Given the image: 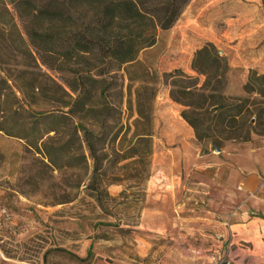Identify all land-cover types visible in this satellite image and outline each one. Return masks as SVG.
<instances>
[{
    "label": "rangeland",
    "instance_id": "374dc122",
    "mask_svg": "<svg viewBox=\"0 0 264 264\" xmlns=\"http://www.w3.org/2000/svg\"><path fill=\"white\" fill-rule=\"evenodd\" d=\"M27 28L0 0V264H264V98L249 97L250 141L221 149V125L198 109L213 95L245 99L251 72L264 76L263 0H193L116 78L78 76L85 94L44 65ZM181 85L192 95L177 103ZM176 112L193 134L191 169L151 189L155 167L175 164L159 159V139L183 131ZM184 113L212 136L204 147ZM234 167L259 168L262 184H228Z\"/></svg>",
    "mask_w": 264,
    "mask_h": 264
},
{
    "label": "trees",
    "instance_id": "16d2710c",
    "mask_svg": "<svg viewBox=\"0 0 264 264\" xmlns=\"http://www.w3.org/2000/svg\"><path fill=\"white\" fill-rule=\"evenodd\" d=\"M193 0H14L17 13L28 24L31 47L45 66L54 71H67L74 75L69 89L73 93L85 94V88L76 86L78 76L116 78L124 66L137 61L139 54L156 45L158 33L175 27L186 8ZM264 6V0H263ZM207 45L199 54H207ZM205 75H208L205 73ZM187 87L181 85L180 92H173L177 103L191 96ZM217 91V90H216ZM245 99H227L223 95L204 97V121H217L221 125L220 137L199 136L196 126L183 118L196 130L200 143L211 140L221 149L226 142H249L252 129L248 126L251 108L256 106L249 97L264 98V76L251 72L244 88ZM82 102V101H81ZM79 102V104H82ZM101 105H106L104 92ZM194 103L189 107H194ZM221 107L219 111L214 108ZM263 115V112H260ZM152 115L139 112L136 127L147 126L148 132L140 135L151 140L153 134ZM206 132H211L208 128ZM264 135V130L259 132Z\"/></svg>",
    "mask_w": 264,
    "mask_h": 264
},
{
    "label": "crops",
    "instance_id": "0c3cea01",
    "mask_svg": "<svg viewBox=\"0 0 264 264\" xmlns=\"http://www.w3.org/2000/svg\"><path fill=\"white\" fill-rule=\"evenodd\" d=\"M176 113L177 115L174 120L180 126H182L183 131L174 133L171 137L167 134H163L162 138L159 139V142L162 143L163 146L168 147L163 153L159 155V159L161 157H167L168 160H171V158H173L175 164L174 166H169V170H167L165 167H155L154 175L150 183L151 189H157L160 188V186L166 185H172L176 188L178 186V181L181 180L179 179L181 178L180 175L183 174V172H190L189 169H191V167H189L190 164H186L185 166L183 165V163H191V161L193 160V134L191 129L185 126L184 122L181 121L179 112ZM166 123L167 121H165V124ZM177 156H179V163H176L175 161V158ZM214 160L215 158L213 159V161ZM216 167L217 169L215 171V174L217 177L223 176L225 171L228 170V168L217 166V164ZM262 181L263 178L261 176V170L259 168L249 170L248 173H246V170H244L243 168L234 167L229 169L228 184H231L233 186L242 185L243 188L248 192H253L255 188L262 184Z\"/></svg>",
    "mask_w": 264,
    "mask_h": 264
},
{
    "label": "built area",
    "instance_id": "2783aa9c",
    "mask_svg": "<svg viewBox=\"0 0 264 264\" xmlns=\"http://www.w3.org/2000/svg\"><path fill=\"white\" fill-rule=\"evenodd\" d=\"M212 263H213V264H218V263H217V260H216L215 258H213ZM228 264H231V263L229 262Z\"/></svg>",
    "mask_w": 264,
    "mask_h": 264
},
{
    "label": "water",
    "instance_id": "95a60500",
    "mask_svg": "<svg viewBox=\"0 0 264 264\" xmlns=\"http://www.w3.org/2000/svg\"><path fill=\"white\" fill-rule=\"evenodd\" d=\"M221 109V107H216L215 111H219Z\"/></svg>",
    "mask_w": 264,
    "mask_h": 264
}]
</instances>
